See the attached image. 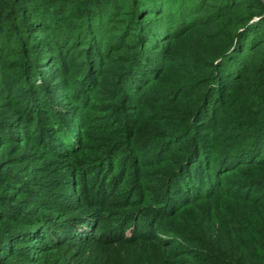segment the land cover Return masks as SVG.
Wrapping results in <instances>:
<instances>
[{"label":"trees","instance_id":"trees-1","mask_svg":"<svg viewBox=\"0 0 264 264\" xmlns=\"http://www.w3.org/2000/svg\"><path fill=\"white\" fill-rule=\"evenodd\" d=\"M0 264H264V3L0 0Z\"/></svg>","mask_w":264,"mask_h":264},{"label":"water","instance_id":"water-1","mask_svg":"<svg viewBox=\"0 0 264 264\" xmlns=\"http://www.w3.org/2000/svg\"><path fill=\"white\" fill-rule=\"evenodd\" d=\"M264 3V0H261Z\"/></svg>","mask_w":264,"mask_h":264}]
</instances>
